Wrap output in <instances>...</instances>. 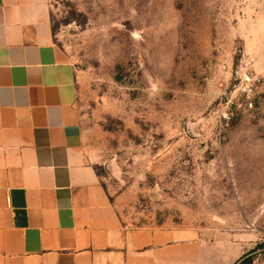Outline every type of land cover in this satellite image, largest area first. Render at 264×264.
Returning <instances> with one entry per match:
<instances>
[{
    "label": "rangeland",
    "instance_id": "obj_1",
    "mask_svg": "<svg viewBox=\"0 0 264 264\" xmlns=\"http://www.w3.org/2000/svg\"><path fill=\"white\" fill-rule=\"evenodd\" d=\"M47 2L121 222L190 233L207 264H264V92L217 114L241 54L264 75V0Z\"/></svg>",
    "mask_w": 264,
    "mask_h": 264
},
{
    "label": "crops",
    "instance_id": "obj_2",
    "mask_svg": "<svg viewBox=\"0 0 264 264\" xmlns=\"http://www.w3.org/2000/svg\"><path fill=\"white\" fill-rule=\"evenodd\" d=\"M51 32L47 0H0V264H207L190 233L121 222Z\"/></svg>",
    "mask_w": 264,
    "mask_h": 264
},
{
    "label": "built area",
    "instance_id": "obj_3",
    "mask_svg": "<svg viewBox=\"0 0 264 264\" xmlns=\"http://www.w3.org/2000/svg\"><path fill=\"white\" fill-rule=\"evenodd\" d=\"M264 75L256 72L254 58L241 54L230 72V87L217 109L218 118L228 122L241 112H252L264 92Z\"/></svg>",
    "mask_w": 264,
    "mask_h": 264
},
{
    "label": "trees",
    "instance_id": "obj_4",
    "mask_svg": "<svg viewBox=\"0 0 264 264\" xmlns=\"http://www.w3.org/2000/svg\"><path fill=\"white\" fill-rule=\"evenodd\" d=\"M235 264H250V260L249 258H240L235 262Z\"/></svg>",
    "mask_w": 264,
    "mask_h": 264
}]
</instances>
